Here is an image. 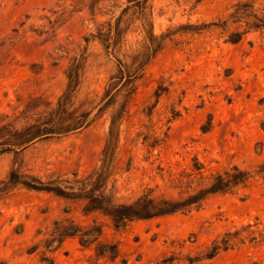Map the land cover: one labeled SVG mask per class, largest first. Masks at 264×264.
I'll return each instance as SVG.
<instances>
[{
  "label": "rangeland",
  "instance_id": "1",
  "mask_svg": "<svg viewBox=\"0 0 264 264\" xmlns=\"http://www.w3.org/2000/svg\"><path fill=\"white\" fill-rule=\"evenodd\" d=\"M239 2L264 6V0L146 2L162 46L128 104L110 186L115 183L119 202L149 189L176 199L170 178L195 158L206 175L235 167L247 174V183L232 194L209 195L189 213L135 220L120 229L100 212L83 213L81 202L17 188L0 200V264H264V31L230 43L219 27ZM129 5L0 0V126L18 129L29 122L33 112L25 106L31 99L53 106L66 88V70L82 55L87 61L77 99L99 104L116 60L129 62L144 42L137 22L115 50L97 39ZM120 102L118 97L116 106ZM108 123L107 111L81 132L1 154L0 180L14 162L42 179L88 176L99 165ZM61 219L97 240L87 246L77 237L46 243ZM226 236L228 247L210 255Z\"/></svg>",
  "mask_w": 264,
  "mask_h": 264
},
{
  "label": "trees",
  "instance_id": "2",
  "mask_svg": "<svg viewBox=\"0 0 264 264\" xmlns=\"http://www.w3.org/2000/svg\"><path fill=\"white\" fill-rule=\"evenodd\" d=\"M147 1L127 0L130 5L117 17L114 26H110L107 33L97 34V39L105 45L106 50L110 46L115 50L120 46L129 27L136 22L144 33L141 49L129 57V62L116 60L115 73L110 76L99 104L77 99L87 61L82 55L79 59H74L66 70V88L53 106L39 98L31 99L25 106L26 111L33 112L29 122L18 129L8 124L0 126V155L9 152L17 155L38 141L56 140L81 132L96 117L108 111V129L97 168L86 177L72 174L66 178L51 176L42 179L23 170L22 165L16 166L14 162L7 177L0 180V200L17 188L47 193L66 202H81L83 213L100 212L111 220L115 228L120 229L135 220L189 213L200 208L209 195L232 194L247 183V174L235 167L223 173L206 175L204 165L195 158L191 168L173 174L170 178L173 189L178 191V198L158 197L149 189L126 202L116 199L117 188L115 183L110 186V181L119 157L120 126L128 113V104L136 91V83L142 77L144 67L162 46L161 40L153 34ZM232 26H235L233 30ZM219 27L228 32L230 43L239 42L250 32H263L264 6L255 8L254 2H239L232 7V12ZM118 97L121 102L116 106ZM95 111L97 112L94 114ZM259 174L264 179V166ZM73 237H77L82 246L97 240L73 221L61 219L53 223L50 239L45 242L61 244L66 238ZM227 237L229 236L220 243L215 242L210 255L213 256L221 248L228 247L230 238L226 239Z\"/></svg>",
  "mask_w": 264,
  "mask_h": 264
}]
</instances>
